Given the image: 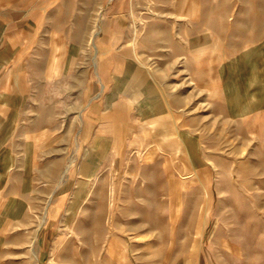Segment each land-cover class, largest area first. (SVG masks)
Returning a JSON list of instances; mask_svg holds the SVG:
<instances>
[{"label":"rangeland","instance_id":"obj_1","mask_svg":"<svg viewBox=\"0 0 264 264\" xmlns=\"http://www.w3.org/2000/svg\"><path fill=\"white\" fill-rule=\"evenodd\" d=\"M0 264H264V0H0Z\"/></svg>","mask_w":264,"mask_h":264},{"label":"crops","instance_id":"obj_2","mask_svg":"<svg viewBox=\"0 0 264 264\" xmlns=\"http://www.w3.org/2000/svg\"><path fill=\"white\" fill-rule=\"evenodd\" d=\"M82 1H84V0H82ZM94 1H96V0H94ZM87 32H89V30L88 29H86V31H85V33H87ZM107 44H108V42H107ZM106 44V46L105 47H101V56H104L103 57V60L101 61L102 63H101V69H102V76L103 75H105L106 74V71H105V69H107V67H108V60L109 59H112L111 58V51L113 50H111L110 48L111 47H107V46H110V45H107ZM124 51H126V50H124ZM115 57H117V56H115ZM124 60V62H125V64H126V67H127V65H130V59L128 58V55H127V57L125 58V59H123L122 58V61ZM132 69H131V67H129V68H127L126 70H125V72H124V75H123V78L125 79V77L127 76V80L125 81L126 83H128V84H124V90L127 88L129 91L131 90V91H134L135 92V90L136 91H138V88H134V85H136V84H139L140 85V79H142V78H140L139 76L140 75H144V73L142 72V69H140V68H137L135 71H139V72H141L142 74H140V73H137L135 76H133V74H132V71H131ZM136 77H138L137 78V80L135 79ZM117 79H116V86L115 87H117V89H118V83L120 82V81H122L123 79L122 78H120V77H116ZM148 78H149V76H148ZM129 79V80H128ZM154 80V79H153ZM151 81L148 79V83H150ZM156 81L154 80V82L153 83H155ZM120 87H122V84L119 86V88ZM137 87H139V86H137ZM146 87V86H145ZM153 90L151 91L150 90V87H148V89L146 90L147 92H142V94H156V90L158 91V89H156V87L155 86H153V88H152ZM155 89V90H154ZM125 92V91H124ZM126 93V92H125ZM139 94H141V93H139Z\"/></svg>","mask_w":264,"mask_h":264}]
</instances>
